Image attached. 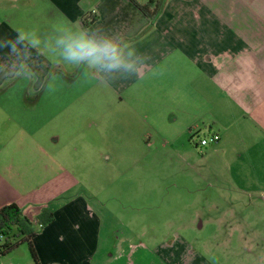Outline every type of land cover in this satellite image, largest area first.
I'll return each instance as SVG.
<instances>
[{"label":"rangeland","instance_id":"rangeland-1","mask_svg":"<svg viewBox=\"0 0 264 264\" xmlns=\"http://www.w3.org/2000/svg\"><path fill=\"white\" fill-rule=\"evenodd\" d=\"M52 8L58 18L50 23ZM6 21L26 35L13 52L16 74L0 83V142L12 137L8 148L16 154L20 178L37 182L39 173L34 176L31 166L38 154L63 163L79 181L75 192L80 189L103 221V251L124 238L147 248L148 256H136L138 262L161 255L180 264H264L262 166L244 174L246 164L202 153L188 133L167 135L171 105L150 108L154 95L142 94L143 78L133 76L126 85L123 74L109 80L120 83L117 90L105 70L65 60L57 41L79 31L59 18L57 2L0 0V22ZM38 84L44 87L31 96L36 102L25 104L23 93ZM187 97L175 96L172 107L188 105ZM249 248L257 261L247 262ZM15 249L18 254L10 252L12 260L0 258V264L30 258L27 243Z\"/></svg>","mask_w":264,"mask_h":264},{"label":"crops","instance_id":"crops-1","mask_svg":"<svg viewBox=\"0 0 264 264\" xmlns=\"http://www.w3.org/2000/svg\"><path fill=\"white\" fill-rule=\"evenodd\" d=\"M56 2L59 18L79 32L122 37L127 45L125 59L133 67L105 70V79L113 86L117 82L109 80L122 74L128 78L125 85L133 76L146 80L142 94L154 95L148 100L150 108L171 105L165 118L170 124L167 135L188 133L190 137L192 128L203 135L217 134L218 140L202 153L224 154L233 164H246L244 174L258 165L264 168V0H165L153 17L141 13L130 0H52ZM56 14L52 8L46 19L52 23ZM16 35L11 23L0 22V83L11 80L18 70L13 52L25 43H17ZM116 85L115 89H122L120 83ZM39 87L23 93L25 104L36 102L31 96L43 91L44 86ZM158 95L170 97L161 100ZM175 96H188L190 102L172 107ZM11 139L0 142V208L15 203L31 220L43 208L52 213V221L31 239L38 264L181 263L161 255L149 263L138 262L137 257L148 256L147 248L126 244L124 238L114 241L111 251H103V221L80 189L75 192L79 181L46 152L32 160L34 176L39 173L37 182L20 178L16 154L8 148ZM51 140L54 144L58 139ZM18 149L16 145L14 150ZM248 250L247 262L257 261L253 249ZM10 255L1 258L12 260ZM23 257L27 263L22 264H36Z\"/></svg>","mask_w":264,"mask_h":264},{"label":"clouds","instance_id":"clouds-1","mask_svg":"<svg viewBox=\"0 0 264 264\" xmlns=\"http://www.w3.org/2000/svg\"><path fill=\"white\" fill-rule=\"evenodd\" d=\"M15 40L22 43L26 39L24 31L17 29ZM63 47V57L74 65H87L90 68L104 70L131 69L133 65L124 56V41H117L111 37H90L87 31L61 38L57 41ZM131 56V53H128ZM20 76L30 77V73L21 71Z\"/></svg>","mask_w":264,"mask_h":264},{"label":"trees","instance_id":"trees-1","mask_svg":"<svg viewBox=\"0 0 264 264\" xmlns=\"http://www.w3.org/2000/svg\"><path fill=\"white\" fill-rule=\"evenodd\" d=\"M140 10L141 13L147 17H153L156 10L165 1L162 0H147L146 3L140 5L134 0H130ZM200 136L199 131L190 133L189 139L196 149L202 150L196 141L195 137ZM208 136V135H207ZM210 145V144H209ZM53 219L52 213L45 208L33 220L29 219L23 214L21 208L15 203H10L0 208V258L12 252L20 243H27L29 255L38 264L36 252L32 246L31 239L38 232L40 228L50 223Z\"/></svg>","mask_w":264,"mask_h":264},{"label":"built area","instance_id":"built-area-1","mask_svg":"<svg viewBox=\"0 0 264 264\" xmlns=\"http://www.w3.org/2000/svg\"><path fill=\"white\" fill-rule=\"evenodd\" d=\"M188 132L190 134V133L195 132V130L192 128V129H189ZM195 140L198 141V143L201 147L208 146L209 144H212L218 140V135L217 134H211L209 136V138L205 137V136H203V137L197 136V137H195Z\"/></svg>","mask_w":264,"mask_h":264}]
</instances>
